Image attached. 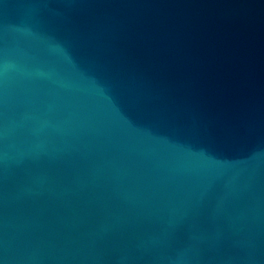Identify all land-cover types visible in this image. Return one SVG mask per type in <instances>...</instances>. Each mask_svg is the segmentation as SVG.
Segmentation results:
<instances>
[{"label": "water", "instance_id": "water-1", "mask_svg": "<svg viewBox=\"0 0 264 264\" xmlns=\"http://www.w3.org/2000/svg\"><path fill=\"white\" fill-rule=\"evenodd\" d=\"M0 264H264V0H0Z\"/></svg>", "mask_w": 264, "mask_h": 264}]
</instances>
